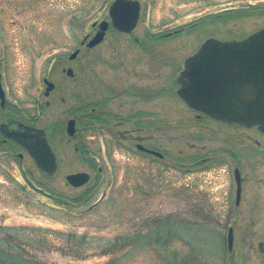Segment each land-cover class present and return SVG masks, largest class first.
Returning a JSON list of instances; mask_svg holds the SVG:
<instances>
[{"label":"rangeland","instance_id":"rangeland-1","mask_svg":"<svg viewBox=\"0 0 264 264\" xmlns=\"http://www.w3.org/2000/svg\"><path fill=\"white\" fill-rule=\"evenodd\" d=\"M112 1L0 0V28L14 36L11 94L19 93L25 109L44 76L55 84L48 98L40 97L39 125L58 162L54 175L27 158L0 162V242L19 244L43 262L101 264L111 258V239L126 236L114 255L128 256L124 264H173L163 239L152 244L157 235L148 234L171 218L190 226L185 233L194 240L193 248L183 245L191 238L178 231L171 249L179 258L195 250V264H260L264 162L249 155L254 166H242L239 208L225 200L234 190L228 152L239 153L244 137L254 148L253 140L260 142L262 151L264 137L197 117L177 96L172 77L205 39L238 40L262 27L264 0H138L140 17L130 34L109 28L96 47H80L92 22L108 20ZM226 7L231 10L224 15L202 17ZM77 47L79 55L69 61ZM68 67L71 77L62 70ZM68 119L76 121L73 138L66 134ZM134 142L161 156L139 151ZM77 172L89 174V181L72 187L66 176Z\"/></svg>","mask_w":264,"mask_h":264},{"label":"water","instance_id":"water-1","mask_svg":"<svg viewBox=\"0 0 264 264\" xmlns=\"http://www.w3.org/2000/svg\"><path fill=\"white\" fill-rule=\"evenodd\" d=\"M131 6L132 14L123 15L121 8ZM114 29L130 33L138 18L136 1L115 0L109 8ZM122 20V21H120ZM124 22L125 28H120ZM97 34L88 46L102 41L107 23L99 25ZM77 51L71 57L76 55ZM68 76L72 69L64 70ZM177 96L194 111L216 121L240 125L264 124V26L239 40L219 41L205 39L199 48L189 55L180 70L172 77ZM46 94L53 88L48 82ZM35 141H25L23 146L33 158L40 171L54 175L58 168L56 155L43 129H32ZM74 120L67 122L66 132L74 134ZM139 149L144 147L138 146ZM146 152L161 156L160 153ZM72 187H80L89 181V174L77 172L66 176ZM232 247L231 232L228 249Z\"/></svg>","mask_w":264,"mask_h":264},{"label":"flooded vegetation","instance_id":"flooded-vegetation-1","mask_svg":"<svg viewBox=\"0 0 264 264\" xmlns=\"http://www.w3.org/2000/svg\"><path fill=\"white\" fill-rule=\"evenodd\" d=\"M50 1V0H49ZM115 1V0H113ZM112 1V2H113ZM126 1H136L138 3V18L136 21V25L134 28H136L139 17H140V11H141V5L140 2L138 0H126ZM112 2L110 3V5L112 4ZM109 7L107 8L108 11V20H99V21H94L91 23V28L90 30H87L86 34L84 35L83 39L80 42V47H85L86 50L91 49L96 47L97 45H99L104 37L106 32L108 31L109 28H115L113 27V25L111 24V18L109 15ZM231 10V8H223L220 10H214L213 12H208L202 15L203 16H210V15H217V13H219L220 15H224L226 12H229ZM121 13L125 16V15H130L132 14V7L131 6H126V7H122L121 8ZM201 17V16H200ZM122 21V20H120ZM102 22H106L107 23V30H105L103 39L101 42L93 45V46H88V43L90 42V40L97 34L98 30H99V25ZM124 22H120L119 27L120 28H125L126 25H124ZM187 25V27H192L195 26L196 23H186V24H181V25H177L174 28H180L177 30H173L171 32H167V33H162L160 34L158 37H166L169 36V34L176 33L179 30H181L182 28H185V26ZM21 28H16L14 29V31H16L18 34H22V32L18 31ZM34 30V29H33ZM13 30H10L9 28H0V162H5V164L7 165L8 161H22L25 158L30 159L33 164L35 165L32 156L30 155V153L28 152V150H26L23 146V142L25 141H35L34 139L30 138V136L34 135V131H32V129H43L46 133V136L49 139L47 130L44 128H41L39 125V119L40 116L42 114L41 108V101H40V97L41 95H43L45 98H48L50 93L55 89V84L48 78V75L44 76L41 79V82L39 84V88L37 90V94H36V98L35 101L32 105H27L26 107L28 108H23V106L21 105L19 98H18V94H15L13 92V95L11 94L12 92L10 91L9 88V77H8V65L11 63L10 60V56H12V50L10 48L11 46V40L14 39L10 34ZM118 31V30H116ZM133 31V30H132ZM131 31V32H132ZM120 33L121 31H118ZM130 32V33H131ZM35 33L39 34V30L38 32L35 31ZM130 33H125V34H130ZM13 34L15 35V33L13 32ZM17 44V43H16ZM10 45V46H9ZM76 55L74 57H71L72 54L74 52H76ZM80 53V49L79 47H77L73 52L69 53L67 56V59L69 61L75 60L76 57L79 55ZM70 67L66 68L69 69ZM63 71L65 70L62 69ZM73 71H72V75L73 76ZM70 76V77H71ZM48 82H50L53 85V88L51 90L48 91V93L46 94V90L48 87ZM44 106L48 107L49 106V102L45 101ZM197 117H205V118H210L206 115L203 114H198L197 113ZM131 119V118H130ZM211 119V118H210ZM71 120L68 119L67 122ZM74 120V119H72ZM213 120V119H212ZM215 121V120H214ZM67 122H66V127H67ZM219 124L222 125H226L229 126L231 128H241V129H245V130H254L256 133H258L259 135L264 137V124L262 125H247V124H233V123H225V122H221V121H216ZM75 124L76 121L74 120V128H75ZM75 133L71 136V138H73L75 136ZM135 141L138 140L137 138H133ZM241 146L238 148L240 151L239 153H232V152H228L231 162H232V168L230 169L231 171V175H232V181L234 184V190H233V197H227V200H225L226 203H228V207H230V209L233 208H239L243 202H244V182H245V174H244V169L242 168V166H244L245 164V168L246 170H248L249 167H252V165L254 166L253 163V158H255V161L257 162H264V146L262 145V151H258L257 148H259L261 146L260 142H258L257 140H253V143L256 147L254 148L253 145L251 146V142H249V137H244L241 140ZM134 147L136 149H138L141 152H144L146 154H148V152L145 151V149L147 150H151L148 149L146 147H144L143 145L134 142ZM143 146V149H139L138 146ZM151 154V153H149ZM252 156L251 160L250 158H248V156ZM205 159H201L196 161V167H198L200 164H204L205 163ZM243 164V165H242ZM0 167H3V163L0 164ZM35 167L39 170V168L35 165ZM40 171V170H39ZM246 173V172H245ZM34 189H37V187L34 186V184H32ZM24 186V185H23ZM25 187V186H24ZM232 198V199H231ZM259 196L256 194L253 196V200H252V205L255 206L256 202L258 201ZM226 199V198H225ZM231 213V211H230ZM229 232H231V237H232V242H233V229L232 227L228 226L227 228V237L226 239L228 240L229 237ZM263 242H259L257 245V248L260 252H262V254L264 255V247H263ZM232 249V248H231ZM231 249L229 251H231ZM260 264H264V256L261 258V262Z\"/></svg>","mask_w":264,"mask_h":264},{"label":"trees","instance_id":"trees-1","mask_svg":"<svg viewBox=\"0 0 264 264\" xmlns=\"http://www.w3.org/2000/svg\"><path fill=\"white\" fill-rule=\"evenodd\" d=\"M48 195L50 198H53V196H50V194ZM187 229H190V226L178 224L175 220L169 218L166 221V223H164L163 227L156 225L154 226V229L150 230V233L148 234L157 235V237H154L156 240H154L152 244H158V242L161 239H163L164 249L167 248L168 250H170V258L174 261L173 264H195V258H198V254L194 253L195 250L194 251L188 250V253L185 254L184 257L180 256L181 258H179L178 251L175 250L174 248L171 249L174 242H179L178 231L186 235L185 231ZM57 233L67 236L70 235L64 232H57ZM186 236L189 237L188 235ZM126 239H127L126 236L115 237L114 239H111V245L113 246V250L106 252V254L111 255V258H109L106 262H103L101 264H124V262L127 261L128 256H114V255H116L115 252L119 249L118 245L119 244L121 245V243H123ZM192 240L193 238L190 239V243L185 240L182 243L183 245H186L188 247L192 246L193 248V245L191 244ZM167 253L169 252H166V254ZM179 259L180 262H178ZM0 264H54V263L40 261L33 255L26 253L22 248V246H19V244L14 245L11 244L10 240L9 241L6 240L3 241V243L0 242Z\"/></svg>","mask_w":264,"mask_h":264}]
</instances>
